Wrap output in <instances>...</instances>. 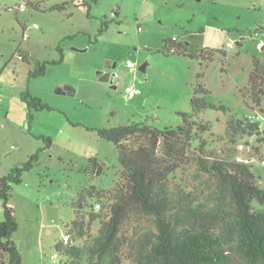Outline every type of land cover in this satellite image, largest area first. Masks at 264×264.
<instances>
[{"label": "rangeland", "instance_id": "1", "mask_svg": "<svg viewBox=\"0 0 264 264\" xmlns=\"http://www.w3.org/2000/svg\"><path fill=\"white\" fill-rule=\"evenodd\" d=\"M70 1L0 0V177L38 153L30 171L12 186L8 202L18 225L11 240L21 264H59L55 246L65 243L74 218L70 203L90 186L109 190L118 181L116 149L93 130L132 123L158 130L180 126L179 114L191 112L198 73L208 91L206 101L227 108L226 113L206 110L200 115L211 124L204 135L207 155L248 165L264 184L261 136L227 134L229 118L258 115L264 129V96L258 108L240 92L248 84L252 57L264 60V32L259 31L264 0H96L90 17L71 5L66 11L49 10ZM101 20L110 25L98 36ZM170 39L185 43L192 53L222 49L225 57L203 62L174 55L163 50ZM58 47L62 61L47 65L44 76L29 78L36 62L59 59ZM106 70L114 76L112 82L99 80ZM65 86L72 94L59 92ZM26 90L52 108L34 112L30 127L20 100ZM40 137L50 138L51 147ZM91 158L102 167L101 175L80 172ZM193 172L190 166L175 178L191 181ZM98 227V222L92 225V236Z\"/></svg>", "mask_w": 264, "mask_h": 264}, {"label": "trees", "instance_id": "2", "mask_svg": "<svg viewBox=\"0 0 264 264\" xmlns=\"http://www.w3.org/2000/svg\"><path fill=\"white\" fill-rule=\"evenodd\" d=\"M94 4L96 0H71L49 10L66 11L71 5L84 8L90 17ZM109 25L110 21L101 20L97 35ZM259 31L264 32V27ZM163 50L203 62L212 61L214 55L225 57L224 50L209 47L189 52L185 43L174 39L165 40ZM57 52V61L36 62L28 77L44 76L47 65L60 63L62 49L58 47ZM202 77V73L196 76L191 112L179 114L180 126L158 130L146 123H132L93 130L114 145L119 179L109 190L90 186L70 203L74 218L68 226L69 241L55 246L59 264H264V184L256 181L248 165L207 155L204 135L211 124L200 115L206 110L226 113L227 108L206 101L208 91L200 82ZM240 92L246 102L260 108L264 60L252 57L248 84ZM20 100L27 108L29 127L34 112L52 111L28 90L20 94ZM227 134L230 138L260 135L264 142V129L248 118H229ZM38 139L51 147L50 138ZM37 160L35 153L0 177V264H21L11 240L18 225L8 202L12 186L21 182ZM190 166L194 167L192 180L183 175L176 180V172L183 174ZM80 172L99 176L102 167L91 158ZM87 198L94 204H88ZM96 222L99 227L92 236Z\"/></svg>", "mask_w": 264, "mask_h": 264}, {"label": "built area", "instance_id": "3", "mask_svg": "<svg viewBox=\"0 0 264 264\" xmlns=\"http://www.w3.org/2000/svg\"><path fill=\"white\" fill-rule=\"evenodd\" d=\"M19 8L20 9H23L24 8V3H21L20 5H19ZM18 58L20 59V60H23L24 59V56L23 55H18ZM127 66L131 69V68H133V64L131 63V62H128L127 63ZM138 93V91L136 90V91H130L129 92V95L130 96H133V95H135V94H137ZM248 119H250L251 121H253V122H259L260 121V116H258V115H254V116H251V117H248ZM96 209H99V206H97L96 207ZM69 235H65V237H64V242H68L69 241ZM48 264H56V263H48Z\"/></svg>", "mask_w": 264, "mask_h": 264}, {"label": "water", "instance_id": "4", "mask_svg": "<svg viewBox=\"0 0 264 264\" xmlns=\"http://www.w3.org/2000/svg\"><path fill=\"white\" fill-rule=\"evenodd\" d=\"M113 75H110L109 73L107 74H103L99 77L100 81H108L110 80L112 82L113 80ZM59 92H61L62 94L68 95L72 92V88L65 86L62 90L60 89Z\"/></svg>", "mask_w": 264, "mask_h": 264}, {"label": "flooded vegetation", "instance_id": "5", "mask_svg": "<svg viewBox=\"0 0 264 264\" xmlns=\"http://www.w3.org/2000/svg\"><path fill=\"white\" fill-rule=\"evenodd\" d=\"M107 73H109V70H106L104 74H107ZM109 74H110V73H109ZM102 75H103V74H102ZM110 75H111V74H110Z\"/></svg>", "mask_w": 264, "mask_h": 264}]
</instances>
